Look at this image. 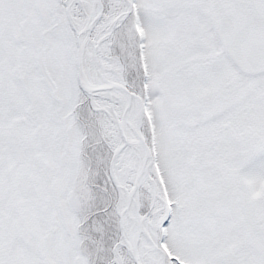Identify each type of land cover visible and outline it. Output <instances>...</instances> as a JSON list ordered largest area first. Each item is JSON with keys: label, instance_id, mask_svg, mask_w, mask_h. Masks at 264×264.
Here are the masks:
<instances>
[{"label": "snow or ice", "instance_id": "snow-or-ice-1", "mask_svg": "<svg viewBox=\"0 0 264 264\" xmlns=\"http://www.w3.org/2000/svg\"><path fill=\"white\" fill-rule=\"evenodd\" d=\"M0 264H264V0H0Z\"/></svg>", "mask_w": 264, "mask_h": 264}]
</instances>
